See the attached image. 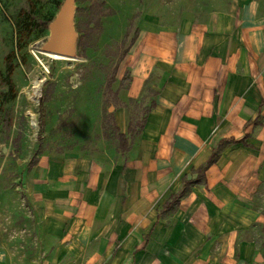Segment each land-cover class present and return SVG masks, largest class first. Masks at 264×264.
Here are the masks:
<instances>
[{
    "label": "crops",
    "instance_id": "crops-1",
    "mask_svg": "<svg viewBox=\"0 0 264 264\" xmlns=\"http://www.w3.org/2000/svg\"><path fill=\"white\" fill-rule=\"evenodd\" d=\"M104 1L136 24L123 96L155 104L136 136L113 109L126 148L21 173L31 209L0 223V264L13 246L20 264H264V0Z\"/></svg>",
    "mask_w": 264,
    "mask_h": 264
},
{
    "label": "rangeland",
    "instance_id": "rangeland-1",
    "mask_svg": "<svg viewBox=\"0 0 264 264\" xmlns=\"http://www.w3.org/2000/svg\"><path fill=\"white\" fill-rule=\"evenodd\" d=\"M61 1L0 0V223L20 222L24 207L31 209L19 179L40 156L117 148L113 109L126 105L135 123L150 96L148 89L140 101L123 96L127 81L120 83L116 75L137 34L136 24L115 20L104 0H76L75 22L80 21L82 30L77 57L39 50L48 34L40 21L50 20ZM33 85L39 87L38 94ZM40 95L45 96L46 115L38 138ZM13 234L20 237L21 231ZM29 248L34 250L31 255L42 250L37 245ZM13 250L20 264L22 248Z\"/></svg>",
    "mask_w": 264,
    "mask_h": 264
},
{
    "label": "water",
    "instance_id": "water-1",
    "mask_svg": "<svg viewBox=\"0 0 264 264\" xmlns=\"http://www.w3.org/2000/svg\"><path fill=\"white\" fill-rule=\"evenodd\" d=\"M76 0H62L55 15L47 21V36L38 45L39 50L60 56H78L81 33L75 22Z\"/></svg>",
    "mask_w": 264,
    "mask_h": 264
},
{
    "label": "trees",
    "instance_id": "trees-1",
    "mask_svg": "<svg viewBox=\"0 0 264 264\" xmlns=\"http://www.w3.org/2000/svg\"><path fill=\"white\" fill-rule=\"evenodd\" d=\"M105 3H103L104 5ZM48 20H44V21H40V24L45 27L46 23ZM77 27L79 29L80 32H82L81 28H80V21H77ZM81 39H82V33H81V37H80V41H79V48L81 47L82 43H81ZM129 75L127 72H125V74L123 75L122 79H121V83H124L125 81L129 80ZM44 100H45V96L41 95L38 99V106H39V115H38V138H40L41 133L44 129L45 126V115H46V109H45V105H44ZM155 102L152 101L150 102V104L146 105V107L144 108L145 113L152 107L154 106ZM264 104V99L261 102V106ZM260 116V115H259ZM145 121V115H143L141 117L140 120L136 121L135 123H133L131 120H129V124H128V131L130 132V134L132 136H136L137 134H139L141 128L143 127ZM113 129L114 131H116L117 136H118V140H119V145L122 149L126 148L127 146V138L126 135L123 133H119L118 129L116 127V125H113ZM224 140L219 141V146L222 145ZM229 141H234V139H229ZM242 142H245V139L241 140ZM217 156V153L215 150L212 151L211 155L209 156V158L205 161V163H203L202 165H200L197 169V172L199 175H202L204 170L214 162L215 157Z\"/></svg>",
    "mask_w": 264,
    "mask_h": 264
},
{
    "label": "built area",
    "instance_id": "built-area-1",
    "mask_svg": "<svg viewBox=\"0 0 264 264\" xmlns=\"http://www.w3.org/2000/svg\"><path fill=\"white\" fill-rule=\"evenodd\" d=\"M33 87H36V89L34 90L36 92V94H38L39 91V87H37L36 85H33ZM41 96V95H40ZM39 99V98H38Z\"/></svg>",
    "mask_w": 264,
    "mask_h": 264
},
{
    "label": "bare ground",
    "instance_id": "bare-ground-1",
    "mask_svg": "<svg viewBox=\"0 0 264 264\" xmlns=\"http://www.w3.org/2000/svg\"><path fill=\"white\" fill-rule=\"evenodd\" d=\"M58 56V55H57ZM40 86V85H39ZM36 97V96H35Z\"/></svg>",
    "mask_w": 264,
    "mask_h": 264
}]
</instances>
